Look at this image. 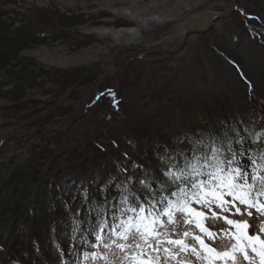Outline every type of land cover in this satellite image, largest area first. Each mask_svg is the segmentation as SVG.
I'll use <instances>...</instances> for the list:
<instances>
[{
  "label": "trees",
  "instance_id": "1",
  "mask_svg": "<svg viewBox=\"0 0 264 264\" xmlns=\"http://www.w3.org/2000/svg\"><path fill=\"white\" fill-rule=\"evenodd\" d=\"M223 1L233 3L234 41L194 33L185 52H132L110 74L98 64L41 67L27 55L79 49L80 29L104 14L0 0V125L31 132L24 158L0 137V264H88L102 244L89 224L98 214L114 224L122 195H150L138 181L160 175L158 157L189 155L193 141L235 129L246 149H264V0ZM157 187L159 200L167 193Z\"/></svg>",
  "mask_w": 264,
  "mask_h": 264
},
{
  "label": "rangeland",
  "instance_id": "2",
  "mask_svg": "<svg viewBox=\"0 0 264 264\" xmlns=\"http://www.w3.org/2000/svg\"><path fill=\"white\" fill-rule=\"evenodd\" d=\"M28 1H34L37 6L57 8L66 12L89 9L86 12L104 14L103 19L88 23V26L80 29L79 49L74 51V49L55 45L40 47L27 54L34 58L39 66L50 69L71 70L98 64L102 65V68L106 67L108 73L112 74L119 70L122 57L126 54L131 56L132 52L148 56L160 49L162 52L178 54L184 48L182 42L186 34L207 32L211 24V29L222 32L232 41L235 37L234 30L227 20L233 3L223 0H93L88 3L84 0ZM214 20L216 21L213 23ZM206 40L208 41V38L204 41ZM193 41L194 39L189 38L188 46H192ZM188 46L184 48V52L188 50ZM9 124L0 125V137L12 132L5 129L10 126ZM30 133L19 136L8 135L6 139H9L13 146L10 147L11 154L17 153L25 157L29 144H23L22 141L27 139ZM14 139L18 141V145L13 143ZM81 151L77 150V153L80 154ZM74 155L77 154L74 153L71 156L74 157ZM66 173L73 174L71 169ZM225 198L230 199V197ZM260 204L264 202L261 201ZM237 206L240 207L243 215H229L227 211H221L215 204L211 206V210L198 207V211L204 213L201 217L176 211L173 215V223H168V216L164 215L160 219L163 226L158 224L155 233H146L144 236L135 228L128 234L127 239L119 238L109 232L103 240L102 248L97 250L96 256L88 264H210L205 252L201 251L198 258L191 251L193 247L199 250V244L193 238L202 235L197 223L218 234L213 246L221 252L231 250L232 244L236 243L230 238L231 234L235 233V228L228 225L223 217L247 221L252 226L248 229L249 235L260 232V225L264 224V211L258 212L255 207L246 209L239 204ZM232 211L235 212V209ZM249 211L252 213L251 216L247 214ZM144 225L150 228L151 222H143L142 231ZM229 229H231L229 235L222 233V230ZM185 232L189 234L186 238ZM204 238L207 240V236ZM261 239H264V233H261ZM145 240H148V243H145ZM169 240L183 241L188 246V250L181 251L179 245L168 243ZM246 244L247 241H241V245ZM257 247H259L258 244ZM157 248L158 250H154ZM246 251L249 260L244 258L243 252L233 253L235 264H250V260L253 259L256 264H260L259 256L253 253L251 248H246ZM212 264H233V261L231 259L227 262L216 260Z\"/></svg>",
  "mask_w": 264,
  "mask_h": 264
},
{
  "label": "snow or ice",
  "instance_id": "3",
  "mask_svg": "<svg viewBox=\"0 0 264 264\" xmlns=\"http://www.w3.org/2000/svg\"><path fill=\"white\" fill-rule=\"evenodd\" d=\"M112 96L115 105L118 101L115 100L114 93ZM232 131L235 136L224 132L212 137L208 143L200 140L193 141L190 154L181 153L180 159L170 154L158 157L160 175H151L149 179L150 174L146 172L145 179L138 181L141 190L150 195L134 196L133 199H130L128 195H122L119 203L126 207L115 209L113 213L115 223L110 225L106 219H100V214H98L96 223L88 226L89 235H94L97 244L103 242L106 232L127 239L128 234L135 228L144 236L146 233H155L158 224L163 226L160 220L162 215L168 216V223L174 222L173 215L176 211L201 217L204 213L198 211V207L211 210L213 204L221 211H227L229 215L244 214L237 204L245 206L246 209L255 207L258 212L264 211V204L259 203L260 196L264 194V149L258 152L246 149L244 147L247 142L246 138L240 136L235 129ZM153 184L158 185L156 192L167 194L160 195L157 200L153 192ZM128 191L129 189L125 186L124 192ZM225 197H230V199ZM192 205H197V207H192ZM232 209H235V212ZM129 211L134 215L127 216ZM117 212L119 215H116ZM247 214L251 216L252 213L249 211ZM213 215H216L215 212ZM125 216H127L126 219L121 218ZM148 217H152L151 227L144 225L142 231L141 224ZM223 218L228 225L235 228V233H232L230 238L236 243L232 244L231 250L218 251L213 246L218 234L197 223L202 235L193 238L197 240L199 250L193 247L191 251L198 258L201 251L205 252L210 264L216 260L227 262L229 259L235 264L233 253L243 252L244 258L249 260L246 248H251L252 252L259 256L260 264H264V239H261L264 224L260 225V232L249 235L248 229L252 226L247 221H237L227 216ZM80 230V223L74 222L73 233ZM230 231L231 229L222 230V233L229 235ZM188 235L187 232L184 233L185 238ZM241 241H247V244L241 245ZM145 243H148V240H145ZM168 243L179 245L181 251L188 250V246L181 240H169ZM250 264H256L255 260H250Z\"/></svg>",
  "mask_w": 264,
  "mask_h": 264
},
{
  "label": "water",
  "instance_id": "4",
  "mask_svg": "<svg viewBox=\"0 0 264 264\" xmlns=\"http://www.w3.org/2000/svg\"><path fill=\"white\" fill-rule=\"evenodd\" d=\"M214 21H215V20H214ZM214 21H213V23H214ZM211 27H212V24H211V26H209V28H208L206 31H207V32L210 31ZM191 34H192V32H190V33H188V34L185 35V37H184V39H183V42H182V46L184 45L186 39H187Z\"/></svg>",
  "mask_w": 264,
  "mask_h": 264
},
{
  "label": "bare ground",
  "instance_id": "5",
  "mask_svg": "<svg viewBox=\"0 0 264 264\" xmlns=\"http://www.w3.org/2000/svg\"><path fill=\"white\" fill-rule=\"evenodd\" d=\"M243 9V8H242ZM236 14V13H235ZM256 25V24H255ZM257 26H259V25H257ZM258 31V30H257ZM11 161V160H10Z\"/></svg>",
  "mask_w": 264,
  "mask_h": 264
}]
</instances>
